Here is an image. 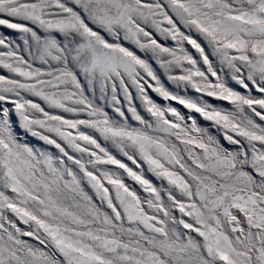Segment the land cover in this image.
<instances>
[{"label": "snow or ice", "instance_id": "6c2138e0", "mask_svg": "<svg viewBox=\"0 0 264 264\" xmlns=\"http://www.w3.org/2000/svg\"><path fill=\"white\" fill-rule=\"evenodd\" d=\"M0 264H264V0H0Z\"/></svg>", "mask_w": 264, "mask_h": 264}, {"label": "rangeland", "instance_id": "374dc122", "mask_svg": "<svg viewBox=\"0 0 264 264\" xmlns=\"http://www.w3.org/2000/svg\"><path fill=\"white\" fill-rule=\"evenodd\" d=\"M193 51H194V50H193ZM172 90L175 91V89H172ZM189 94H190V95H198V94H196V93H192V92H190ZM153 95H155V94H153ZM161 103H166V102L161 101ZM173 103H175V102H173ZM217 103H219V102H217ZM182 111H187V110L182 109ZM201 123H202V124H205V125L207 124V122H203V121H201Z\"/></svg>", "mask_w": 264, "mask_h": 264}]
</instances>
